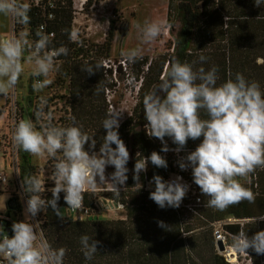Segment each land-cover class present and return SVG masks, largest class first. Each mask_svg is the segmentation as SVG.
Masks as SVG:
<instances>
[{
    "label": "trees",
    "instance_id": "trees-1",
    "mask_svg": "<svg viewBox=\"0 0 264 264\" xmlns=\"http://www.w3.org/2000/svg\"><path fill=\"white\" fill-rule=\"evenodd\" d=\"M99 1L85 0L84 11ZM73 3L74 0H29L30 20L21 25L27 28L34 45L38 40L36 32L42 27L43 33L53 35L47 50L61 46L68 49L67 55L56 57L66 66L69 87L67 110L55 125L71 126L74 117L76 125L82 126V131L95 139L94 151L98 152L106 136L102 121L109 116L106 93L112 92L116 84L112 70L105 71L102 67L112 42L111 28L104 44L96 45L95 51L76 49L71 35L75 19ZM166 17L172 37L171 53L153 60L137 58L129 67V77L134 84L140 82V86L131 116L120 124L118 130L130 153L128 179L122 192L106 194L108 199L123 206L125 218L79 222L58 217L51 207L47 208L42 226L43 236L53 249L63 247L67 250L63 264H229L217 251L214 234L217 226H220L225 240H233V236L241 231L251 238L264 230V221L256 222L255 219L264 216V167L250 174L248 184L240 182L253 191L255 203L244 201L224 210L208 207V198L202 195L200 188L193 182L191 169L182 171L178 166L180 159H177L178 156L183 157L180 154L183 151H194L202 137L195 141L189 140L185 149L177 155L163 153L161 141L148 135L143 108L144 95L161 83V77L165 76L174 58L192 64L194 71L203 67L207 72L216 66L217 86L229 79L234 80L236 74L241 73L247 81L258 82L264 91V0H260L258 7L255 0H168ZM116 31L124 38L128 24L123 23ZM202 56L206 58L204 61L200 60ZM98 64L101 65L99 68ZM87 68H92L94 73L88 74L85 71ZM117 74L125 75L121 68H117ZM28 91L32 95L31 84ZM201 118H207L203 110ZM165 140L170 149L176 147L170 138L165 137ZM85 150H90L89 145H85ZM153 151L166 158L168 167L157 168L149 161L147 171L140 175V187L132 179L136 159L141 158L136 154L148 157ZM20 152V176L24 178L30 176L34 169L30 165L28 153L22 149ZM174 173L202 195V205L195 213H189L184 208L161 209L149 199L151 191L147 185L153 176L159 175L167 181L169 175ZM64 195L61 192L57 202L59 212L61 208L68 207ZM85 196L86 193H83ZM44 199H52V194L47 193ZM7 208L9 213L12 210L13 213L21 211L14 199L8 201ZM227 217L233 221L227 222ZM158 221L164 222L166 228L159 227ZM82 235L99 241L98 252L90 261L85 259L82 252ZM246 251L250 254L251 264L264 262V255H258L252 249Z\"/></svg>",
    "mask_w": 264,
    "mask_h": 264
},
{
    "label": "clouds",
    "instance_id": "clouds-1",
    "mask_svg": "<svg viewBox=\"0 0 264 264\" xmlns=\"http://www.w3.org/2000/svg\"><path fill=\"white\" fill-rule=\"evenodd\" d=\"M260 0H255L258 7ZM30 7L23 0H0V14L12 16L21 23H28ZM227 19V18H226ZM170 25L161 20H145L143 25L137 22L135 28L143 43H152ZM73 37L75 32L71 34ZM38 40L34 49L25 57L27 40L16 35L0 40V94L14 90L19 77L25 70V63L34 66L35 79L32 88L41 91L51 83L47 77L53 71L55 58L67 55L64 46L47 50L50 38L42 31H37ZM141 48L122 50L121 56L129 63H134L142 54ZM205 57H200L204 61ZM23 61V62H22ZM101 65H97L99 68ZM88 74H93L92 68H87ZM218 69L211 67L205 72L201 67L193 70L192 64L181 62L174 58L170 61L161 83L154 86L143 98L144 119L149 129V136L161 141V152L173 151L179 154L189 140L202 141L194 151L181 157L178 166L182 171L191 169L193 182L200 188L202 195L208 198L207 206L224 210L229 206L238 205L244 201L255 203L253 191L240 183L237 177L246 178L257 168L264 167V91L258 82H249L241 73L235 79H229L217 86ZM200 83H197V81ZM42 104L47 101L40 98ZM207 118H201V111ZM37 119L45 118L47 123L37 130L31 119H20L15 123L13 145L36 157L48 155L56 158L51 179L55 186L48 191L52 199L42 198V182L36 176H25L22 181L25 193L28 195L25 209V220L13 222L9 237L0 226V255L9 258L10 264H63L66 249H53L43 236L40 223L29 221L38 213L51 207L60 216L57 202L63 192L65 203L72 208L83 205V193L86 189L95 188L105 183L107 166H114L109 183L114 189L124 185L128 179L130 153L125 142L119 136V113H110L102 121L106 130L103 142L96 152V141L73 124L68 127H58L51 121L52 114L42 110L36 113ZM165 137L176 145L170 149ZM90 150H85V145ZM112 145H115L113 148ZM62 153V158L57 157ZM134 165L132 179L136 185L140 183V175L147 171L149 161L157 168L167 169V160L160 153L153 151L150 156L143 157L140 153ZM99 177V184L97 183ZM155 189L150 192L149 199L161 209L179 208L186 197L188 185L182 182V177L165 181L161 176L154 175L152 181ZM256 222L264 221V216L255 218ZM158 226L166 228L162 221ZM82 252L86 260H92L98 252L99 241L88 235L80 237ZM232 248L237 253L252 249L258 255H264V230L258 231L249 238L241 231L233 236Z\"/></svg>",
    "mask_w": 264,
    "mask_h": 264
},
{
    "label": "rangeland",
    "instance_id": "rangeland-1",
    "mask_svg": "<svg viewBox=\"0 0 264 264\" xmlns=\"http://www.w3.org/2000/svg\"><path fill=\"white\" fill-rule=\"evenodd\" d=\"M23 2L29 4V0H23ZM167 4L168 0H100L89 10L84 11L83 5L81 6L78 3L74 8L75 19L72 25V32H75L76 35L74 37L72 36V42L76 44V49L82 48L95 51L96 45L102 46L104 44L110 27L112 42L110 43L108 58L104 59V61L108 62L112 68L114 65H117L120 59L124 58L121 56L122 50L141 48L143 51L138 58H148L149 60L156 59L161 55L168 54L169 52L171 53V49L169 48L170 43L172 42V37L169 27L156 39V41L152 43H143L137 33L135 24L139 22L143 25L145 20H161L166 23ZM153 17L155 19H153ZM158 17L161 18L159 19ZM125 22L128 24V32L124 38H121L116 30ZM12 35H16L18 38L28 41L24 55L25 57L29 55L33 50V43L30 40L27 28L21 25V22L18 19H14V29L12 30L11 36ZM55 61L53 71L50 72L47 77L51 80V83L41 91L33 90L32 95H29V84L32 85L35 79L43 80L45 77H34L32 75V69L34 66L25 63V70L19 77L17 86L11 92L10 98L5 107L0 108V116H2L0 117V133L5 132L8 127L15 126V123L20 119H31L36 127L41 129V125L47 123V120L45 118L37 119L36 113L40 110L44 112L45 117L48 113L52 114L53 119L51 122L54 125L60 117L64 116V112L67 110L66 102L68 101L69 78L66 74V66L64 62L62 60ZM130 77L117 74L115 88L110 94L111 105L113 106L111 113L120 114L118 117L119 124L131 116L132 110L136 104L134 90L136 84H134ZM41 97L47 101L46 104L41 103ZM170 153L177 155L173 151L168 152V154ZM187 153H189V151H183L180 154L184 157ZM28 155L30 165L34 169L30 176H36L41 180L42 188L40 194L42 195V198H44L47 193H51L48 189L55 186V182L51 177L56 158L48 155L36 157L30 153H28ZM57 157L62 158V153H57ZM180 158L181 156L177 157L178 160ZM1 160L2 155L0 154V172L3 170L7 175L11 182L9 189L13 191L16 183L18 184L19 182L13 181V171L8 166H3L4 168L1 169L3 161ZM21 164L20 153L16 175H19L22 183L23 178L20 176ZM114 171V166H107L105 171V183L98 185L95 190L86 189L84 191L86 196L83 197V203L88 210V216L83 218L82 221L120 220L121 214L123 215V213H125L124 208L118 206L119 203L106 197L108 192L120 193L124 189V185H118L117 187L119 190H116L111 184H109L112 183L111 174ZM177 176L178 175L175 173L170 174L168 180L174 179ZM237 179L241 183L248 184L250 182V175L246 178L237 177ZM182 182L188 185V196L183 199L181 207L182 205L190 204L194 196L202 198V195L194 186H191V184L183 179ZM97 183H100L99 177H97ZM18 189L20 190L21 195L17 196L12 194V197L16 201V204L21 207L20 213H13V210L10 213L8 212L7 203L11 198H9V195L1 193L0 214L4 216L9 214L13 220L16 218L17 222H21L25 220V209L29 197L25 193L24 187ZM147 189L149 191H154L155 186L149 183ZM42 213L43 211L33 218L39 220L43 215ZM65 218H70L75 221L77 215L69 213L67 207H65ZM226 221L232 222L233 219L227 217ZM221 233L222 230L220 226H217L214 230L216 240L221 237ZM232 241L233 240L223 239L227 251L221 253V255H223L231 264H247L250 259V254L247 251V255L234 251L232 248ZM2 256L3 255H0V257ZM261 264H264V262Z\"/></svg>",
    "mask_w": 264,
    "mask_h": 264
},
{
    "label": "built area",
    "instance_id": "built-area-1",
    "mask_svg": "<svg viewBox=\"0 0 264 264\" xmlns=\"http://www.w3.org/2000/svg\"><path fill=\"white\" fill-rule=\"evenodd\" d=\"M84 5V3L82 4ZM81 5V6H82ZM14 29V18L12 17V30ZM40 31L44 32V29L41 27L39 29ZM53 35L50 34L49 38H52ZM32 49H34V44ZM56 60V58H55ZM130 65H132V63L127 62L124 58L120 59L117 63V65H114L113 68L111 65H109L108 62L103 61L102 67L104 68L105 71H109L112 70V76L114 81L116 82V70L117 68H121L122 73H124V76L129 77L128 73H129V67ZM146 70V67H145ZM140 86V82H138L135 86V95L138 91V88ZM112 92H107L106 93V102L108 103V110H109V114L111 113L112 110V105H111V100H110V94ZM123 123V122H122ZM120 123V124H122ZM13 131H14V126L12 127H8L6 128L5 132L0 133V154L2 155V160L6 161L8 164V167L13 171V181H18L19 183L14 186V190L11 191L9 189V185L11 184L10 180L8 179L7 175L4 173V171L2 170L0 172V194L1 193H5L7 195H9V198L13 199L12 194L20 196L21 192L18 188H23L22 187V183L20 181V177L19 175H16V170H18V162H19V155H20V149H17L16 147H14L13 145ZM4 167L2 166L1 169H3ZM188 196V193L186 194V197ZM202 203H201V199L197 196H194L191 200L190 204H186V205H180L179 208H184L185 210H187L189 213H195L200 207H201ZM120 208H123L120 204L118 205ZM67 211L69 213H74L77 215V219H75V221H79L81 222L83 220V218L88 216V210L86 209V207L84 206V203L82 205V207L76 209V208H72V207H67ZM42 217L39 220H35L33 217H31V215H29V221L33 224L39 222L40 226L42 228L44 220H45V211H43L42 213ZM74 221V220H73ZM13 222H17L16 218L15 220H13L9 214L7 215H2L0 214V226L3 227L4 232L11 237L13 235L12 233V224ZM218 239H221L223 241V239H225L222 235L221 237H219ZM0 264H10V260L7 256L3 255L2 257H0ZM231 264V263H229ZM247 264H251V260H248Z\"/></svg>",
    "mask_w": 264,
    "mask_h": 264
},
{
    "label": "crops",
    "instance_id": "crops-1",
    "mask_svg": "<svg viewBox=\"0 0 264 264\" xmlns=\"http://www.w3.org/2000/svg\"><path fill=\"white\" fill-rule=\"evenodd\" d=\"M11 33H12V16H4L0 14V40L9 38L11 36ZM12 91H10L7 94H0V108L5 107L7 101L10 98V94ZM8 164L9 163H7L5 160L2 161V166H8ZM124 218H125V213H123V215L121 214L120 219H124Z\"/></svg>",
    "mask_w": 264,
    "mask_h": 264
},
{
    "label": "water",
    "instance_id": "water-1",
    "mask_svg": "<svg viewBox=\"0 0 264 264\" xmlns=\"http://www.w3.org/2000/svg\"><path fill=\"white\" fill-rule=\"evenodd\" d=\"M60 217L65 218V208H61ZM216 247L219 253H224L226 251L224 243L221 239L216 240Z\"/></svg>",
    "mask_w": 264,
    "mask_h": 264
},
{
    "label": "bare ground",
    "instance_id": "bare-ground-1",
    "mask_svg": "<svg viewBox=\"0 0 264 264\" xmlns=\"http://www.w3.org/2000/svg\"><path fill=\"white\" fill-rule=\"evenodd\" d=\"M85 2V0H74V4L76 5V4H80V5H82L83 3ZM157 5V4H156ZM155 5V6H156ZM157 8V7H156ZM152 9V8H151ZM158 12V11H157ZM155 14V13H154ZM159 15V14H158ZM159 18V17H158ZM161 18V17H160ZM159 18V19H160ZM153 19H155L154 17H153ZM227 251V250H226ZM228 255V254H227ZM232 256V255H231Z\"/></svg>",
    "mask_w": 264,
    "mask_h": 264
}]
</instances>
